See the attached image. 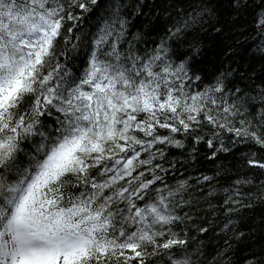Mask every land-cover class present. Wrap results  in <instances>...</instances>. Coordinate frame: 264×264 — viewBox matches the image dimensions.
Segmentation results:
<instances>
[{
  "label": "snow or ice",
  "instance_id": "obj_1",
  "mask_svg": "<svg viewBox=\"0 0 264 264\" xmlns=\"http://www.w3.org/2000/svg\"><path fill=\"white\" fill-rule=\"evenodd\" d=\"M241 48L264 60V0H0V264H264ZM204 144L238 163L188 175Z\"/></svg>",
  "mask_w": 264,
  "mask_h": 264
},
{
  "label": "trees",
  "instance_id": "obj_2",
  "mask_svg": "<svg viewBox=\"0 0 264 264\" xmlns=\"http://www.w3.org/2000/svg\"><path fill=\"white\" fill-rule=\"evenodd\" d=\"M151 2L152 0H149V3ZM203 43L206 45L208 49V53H207L208 58L210 60H215L216 59L215 51L217 46L222 45L224 43H231V36L230 34L226 33L224 36L221 37H213L212 39L205 38L203 40ZM237 52H238L237 60H239L240 56H244L246 58L244 61L245 67L248 64L252 65L250 74L252 73L259 74L261 73L262 70H264V60H261L259 58L253 59L251 51L245 52L241 48V49H237ZM233 67H236V65H233ZM197 147H198V151L196 153H193L196 159L189 158L188 161V168H187L188 175L194 176L197 174V172H203L204 174L212 175L217 170L218 166L222 163L230 168L232 167V165L238 163V161H234L231 156L222 153L219 154L220 159L217 160L216 158L211 156L212 150H209L206 144L199 145ZM244 151H246V149H244L243 146H241L240 152H244ZM237 155H239V153H237ZM224 187H227V184H224ZM245 190L250 191L252 193L250 199L248 197H245V203L250 205V209H251L248 215L252 217V222L259 224L261 216L264 215V199H262L264 198V194L260 193L258 188H248L246 186ZM220 195H223V193L221 192ZM245 221L246 222L248 221L247 216L245 217ZM209 235L211 236L212 233H210Z\"/></svg>",
  "mask_w": 264,
  "mask_h": 264
}]
</instances>
